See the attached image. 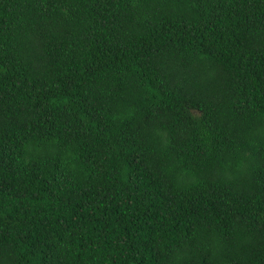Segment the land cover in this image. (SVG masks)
<instances>
[{
    "label": "trees",
    "instance_id": "obj_1",
    "mask_svg": "<svg viewBox=\"0 0 264 264\" xmlns=\"http://www.w3.org/2000/svg\"><path fill=\"white\" fill-rule=\"evenodd\" d=\"M0 264H264V0H0Z\"/></svg>",
    "mask_w": 264,
    "mask_h": 264
}]
</instances>
